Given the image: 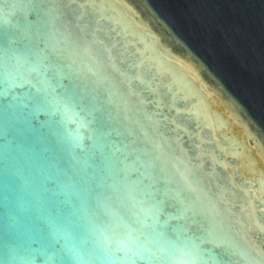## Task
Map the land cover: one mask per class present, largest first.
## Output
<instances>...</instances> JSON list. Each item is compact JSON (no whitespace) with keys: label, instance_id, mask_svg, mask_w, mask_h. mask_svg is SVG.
<instances>
[{"label":"water","instance_id":"1","mask_svg":"<svg viewBox=\"0 0 264 264\" xmlns=\"http://www.w3.org/2000/svg\"><path fill=\"white\" fill-rule=\"evenodd\" d=\"M0 264H264V0H0Z\"/></svg>","mask_w":264,"mask_h":264}]
</instances>
